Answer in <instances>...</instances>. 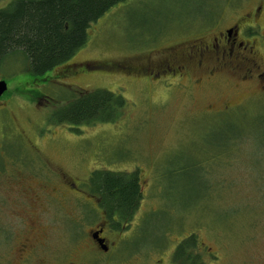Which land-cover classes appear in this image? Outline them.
Wrapping results in <instances>:
<instances>
[{
	"label": "rangeland",
	"instance_id": "1",
	"mask_svg": "<svg viewBox=\"0 0 264 264\" xmlns=\"http://www.w3.org/2000/svg\"><path fill=\"white\" fill-rule=\"evenodd\" d=\"M235 24L264 35V0H129L91 24L70 59L26 84L43 95L29 101L15 91L18 82L7 81L0 99V264H172L175 247L192 234L204 264H264L257 68L244 64L246 81L227 72L210 79L187 67L178 78L138 72L169 60V47L225 41L220 32ZM14 58L0 79L22 66ZM258 62L264 72V59ZM95 89L123 97L117 120L77 128L48 122L55 104ZM95 170L137 172L141 198L120 227L92 197ZM72 183L82 191L71 192ZM98 228L107 251L90 242Z\"/></svg>",
	"mask_w": 264,
	"mask_h": 264
},
{
	"label": "trees",
	"instance_id": "2",
	"mask_svg": "<svg viewBox=\"0 0 264 264\" xmlns=\"http://www.w3.org/2000/svg\"><path fill=\"white\" fill-rule=\"evenodd\" d=\"M127 1L9 0L0 7V69L12 57L21 59L22 66L13 70L12 79H1L18 82L21 87L17 86L15 91L30 96L28 100L33 101L41 93L26 89V84L43 81L47 74L70 59L86 44L90 25ZM8 88L2 97L8 95ZM123 104V97L113 91H83L55 104L48 122L72 128L112 122L119 118ZM138 178L137 172L109 170H95L89 177L109 223L115 228L129 221L138 207L141 198ZM198 246L196 235L183 238L174 249L172 264H204Z\"/></svg>",
	"mask_w": 264,
	"mask_h": 264
},
{
	"label": "flooded vegetation",
	"instance_id": "3",
	"mask_svg": "<svg viewBox=\"0 0 264 264\" xmlns=\"http://www.w3.org/2000/svg\"><path fill=\"white\" fill-rule=\"evenodd\" d=\"M259 11L260 9L258 7L257 14L259 13ZM257 14L255 15V19L258 21L259 18ZM246 31L247 34L242 30V28H240V26L235 24L229 26L228 28H225L224 31L220 32L221 34H223L224 32L225 41H222L219 37L213 36L212 42H210L209 44H202L201 42H191L189 44H180L187 45L185 47L168 46L169 60L165 59L162 64L160 62L155 66L145 67L138 72L144 76V79H146L149 76L150 72L152 73L153 71L154 73H152V77H154L155 80L160 79L161 76L166 77V75H172L178 78L181 76L180 72L184 69L186 70L187 67L189 71H191L192 68H194V71L201 69L205 74L209 76L210 79L217 74H221V72H227L234 77H240L242 74L239 80L246 81L247 75H245L242 70L245 63L252 62V64L255 65V68H257L256 70L258 71L257 82L260 85L258 92L260 93L261 91L262 95H264V72H259L262 65L258 62L259 58L261 60L264 59L262 56L258 55V53L262 54L260 48L263 46L262 43H264V41L262 40L264 39V35L259 36L257 31ZM255 36L259 37V39L252 38L251 41L249 40L250 37ZM261 37L263 38L261 39ZM158 51H156V53H158ZM256 96L257 98L260 97L259 94H257ZM261 100L264 101L263 98ZM227 109H229L228 106H226L221 111L224 112L227 111ZM69 188L73 190L71 192L80 193V186H76V183L70 184ZM91 190L93 192L92 197H95L98 200V195L94 193L92 187ZM94 234H97L98 238L104 239V244L107 247V251L108 246L103 236V229L98 228L89 232L90 242L100 248L96 239L93 238ZM30 248H28L29 252L31 250ZM29 252L27 253L29 254ZM67 264L73 263L70 262Z\"/></svg>",
	"mask_w": 264,
	"mask_h": 264
},
{
	"label": "water",
	"instance_id": "4",
	"mask_svg": "<svg viewBox=\"0 0 264 264\" xmlns=\"http://www.w3.org/2000/svg\"><path fill=\"white\" fill-rule=\"evenodd\" d=\"M7 82L3 79H0V98L2 97V95L7 91ZM93 238L96 239L99 247L103 250V251H106L107 247L106 245L104 244V239L102 238H98V235L97 234H94L93 235Z\"/></svg>",
	"mask_w": 264,
	"mask_h": 264
}]
</instances>
